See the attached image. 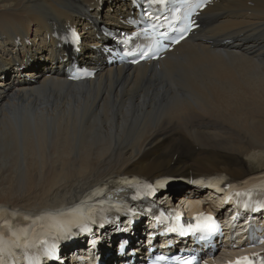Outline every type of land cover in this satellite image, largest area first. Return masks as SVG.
Returning <instances> with one entry per match:
<instances>
[{"label":"bare ground","instance_id":"bare-ground-1","mask_svg":"<svg viewBox=\"0 0 264 264\" xmlns=\"http://www.w3.org/2000/svg\"><path fill=\"white\" fill-rule=\"evenodd\" d=\"M120 1L0 0V248L22 244L37 220L70 231L94 219L96 197L137 181L165 179L159 196L202 201L206 211L213 191L190 179L264 181V0H212L198 31L135 67H96L89 31L81 60L98 72L66 81L53 52L43 57L53 35L119 23ZM189 161L194 170L183 171ZM69 207L80 212H60ZM109 234L94 231L113 254Z\"/></svg>","mask_w":264,"mask_h":264},{"label":"snow or ice","instance_id":"snow-or-ice-1","mask_svg":"<svg viewBox=\"0 0 264 264\" xmlns=\"http://www.w3.org/2000/svg\"><path fill=\"white\" fill-rule=\"evenodd\" d=\"M147 3L149 4H160V5H165L166 3H168V0H147ZM203 7V4L202 3H197L195 5L192 6V11H195L196 8H201ZM192 13L190 12L189 13V16L191 15ZM191 23V22H190ZM175 42H178V41H175ZM237 195H240V193H237ZM180 217L179 215H177V220H179ZM197 220H206L208 222H212L213 221V218L211 216H207V217H197L196 218ZM209 228V227H214V223L213 224H204V225H201V224H196L195 226L192 225V224H189L188 225V228L187 229H184L183 227H181L180 229V234L181 235H186L188 234V231H196V230H200L201 228ZM172 231H177L176 228H172L171 229ZM158 259H164L163 257H158ZM177 259H179L177 257ZM183 264H193L192 260H186L183 262ZM237 264H255V261L250 259L249 257H244V258H241V260L237 261Z\"/></svg>","mask_w":264,"mask_h":264},{"label":"rangeland","instance_id":"rangeland-1","mask_svg":"<svg viewBox=\"0 0 264 264\" xmlns=\"http://www.w3.org/2000/svg\"><path fill=\"white\" fill-rule=\"evenodd\" d=\"M44 57V56H43ZM231 134H233L234 135V133L233 132H231ZM201 152V151H200ZM199 153V152H198ZM179 164H181V166H183V162H181V163H179ZM192 166V164H191V162L189 161V162H187V163H185V165H184V169H183V171H186V170H190V169H193L194 170V167H191Z\"/></svg>","mask_w":264,"mask_h":264}]
</instances>
